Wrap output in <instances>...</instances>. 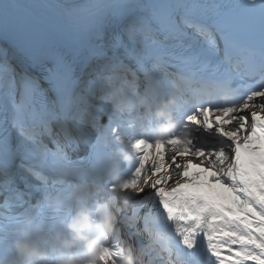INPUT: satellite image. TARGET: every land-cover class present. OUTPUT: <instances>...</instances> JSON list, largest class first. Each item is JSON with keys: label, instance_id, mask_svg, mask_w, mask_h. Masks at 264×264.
Instances as JSON below:
<instances>
[{"label": "snow or ice", "instance_id": "snow-or-ice-1", "mask_svg": "<svg viewBox=\"0 0 264 264\" xmlns=\"http://www.w3.org/2000/svg\"><path fill=\"white\" fill-rule=\"evenodd\" d=\"M51 7L0 0V36L25 53L0 56V251L33 220L55 256L58 227L101 192L74 133L143 124L167 96L179 130L133 145L101 264H122L130 240L145 264H264V0H91L59 5L63 24Z\"/></svg>", "mask_w": 264, "mask_h": 264}, {"label": "clouds", "instance_id": "clouds-1", "mask_svg": "<svg viewBox=\"0 0 264 264\" xmlns=\"http://www.w3.org/2000/svg\"><path fill=\"white\" fill-rule=\"evenodd\" d=\"M177 101L173 97L162 100L153 112V118L160 122L151 129L154 139H166L179 130L174 108ZM131 159V157H126ZM122 182L117 179V186ZM123 202L130 201L133 193H118ZM116 213L104 203H98L95 209L83 207L70 220L64 223L66 234L55 237L57 252L52 256L35 234L43 230L39 221L30 220L19 230L12 244L14 256L0 255V264H101V248L111 242L115 231ZM79 253V254H78ZM106 255V254H105ZM122 264H145L134 248L126 251Z\"/></svg>", "mask_w": 264, "mask_h": 264}, {"label": "bare ground", "instance_id": "bare-ground-1", "mask_svg": "<svg viewBox=\"0 0 264 264\" xmlns=\"http://www.w3.org/2000/svg\"><path fill=\"white\" fill-rule=\"evenodd\" d=\"M90 0H17L18 3L22 4V5H31V4H36V3H42V4H48L51 5L52 7L50 9H46L45 10V14L47 16H49L53 22L56 23H61L63 24L64 21L62 19V13L57 7L56 4H62V5H74L75 3L78 2H84V3H88ZM257 109H252L250 108L248 111H256ZM230 129L235 128V124L232 125H228L227 126ZM201 134V133H200ZM209 139H211L209 137ZM171 153H168V156H170ZM152 157H149V162H151ZM194 162H199L194 161ZM147 166V165H146ZM178 177L175 176V174H173V180L177 179ZM169 188L173 187L174 184L172 182H169V184L167 185Z\"/></svg>", "mask_w": 264, "mask_h": 264}]
</instances>
